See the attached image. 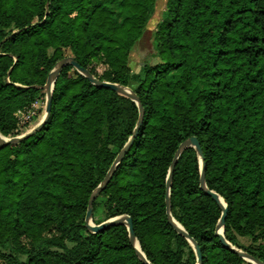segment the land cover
<instances>
[{"label":"trees","instance_id":"obj_1","mask_svg":"<svg viewBox=\"0 0 264 264\" xmlns=\"http://www.w3.org/2000/svg\"><path fill=\"white\" fill-rule=\"evenodd\" d=\"M158 0H0V134L46 97L53 68L72 57L101 82L131 88L144 117L93 204L96 225L132 219L151 264H198L167 215L179 147L196 138L206 182L228 206L225 240L264 263V0H168L154 32L156 63L131 69ZM131 98L60 72L51 115L32 137L0 144V264H145L125 225L87 227L89 200L133 136ZM172 217L201 264H251L223 244L221 206L201 187L197 149L173 173Z\"/></svg>","mask_w":264,"mask_h":264},{"label":"water","instance_id":"obj_2","mask_svg":"<svg viewBox=\"0 0 264 264\" xmlns=\"http://www.w3.org/2000/svg\"><path fill=\"white\" fill-rule=\"evenodd\" d=\"M67 65H72L73 67H75L80 74H82L84 77H86L96 87L111 89L118 94H121V95H124L126 97L131 98L139 106L140 117H139V122L137 124V127L135 129V132H134L133 136L130 138L127 145L124 147V149L118 155L117 159L115 160L111 170L109 171V173L106 176V178L104 179V181L99 185V187L91 195L90 200H89L86 220H87V227L89 228V230L91 232H99V231L104 230V229L111 227V226L125 225L129 229L131 245L134 247L138 257L140 258V260H142L145 264H151L147 260L145 254L141 250L140 244H139V242L135 236L132 219L129 216L115 217V218L107 220L106 222L102 223L101 225H96L94 222V218H93V204H94L95 200L107 188L109 182L112 180L115 171L117 170V168L119 167V165L123 161L124 157L126 156L128 151L130 150L134 140L136 139L138 132H139V129H140L142 122H143V117H144L143 106L141 105L140 99L138 98V96L135 94V92L131 88H129L127 86L119 85V84H112L109 82H101L100 80L95 78L88 70L82 68L75 59H73L72 57L65 58L62 61H60L53 68V70L51 71V73L49 75L48 81H47L46 85L44 86V90L46 91V111H45L44 117L42 118L41 122L37 126H35L33 129H31L29 132H27L21 136H18V137L6 138L0 134V144L3 146H8V145H15V144L21 143L24 140L32 137L35 133H37L39 130L42 129V127L47 123V121L51 115L53 93H54V87H55L56 80H57L60 72ZM189 147L196 148L197 152H198V156H199V160H200V164H201V187H202V189L204 190V192L207 195L211 196L223 209V215H222V217L219 221V224L217 226V235L220 236L221 241L223 242V244L225 246H227L229 249H231L232 251L239 254L247 262H249L251 264H264V263L258 261L257 259L250 257L249 255L242 252L241 250L231 246L225 240L224 229H225V223H226V219H227V215H228V206L221 196H219L216 192L209 190L207 187L206 172H205L206 169H205V164H204L203 152H202L200 143L194 137L185 141L179 147L177 153L175 154V157L173 159L171 167H170V171H169V175H168V179H167V195H166L167 215H168L170 223L173 225V227L181 235H183L184 237H186L190 241V243L192 244V246L194 247V249L197 253L198 264H201L202 257H201V252L199 250V245L197 244V242L193 238H191L189 236L187 231L172 217L171 196H172V186H173V173H174V169H175L182 153ZM136 243L139 244L140 248H138L136 246Z\"/></svg>","mask_w":264,"mask_h":264},{"label":"rangeland","instance_id":"obj_3","mask_svg":"<svg viewBox=\"0 0 264 264\" xmlns=\"http://www.w3.org/2000/svg\"><path fill=\"white\" fill-rule=\"evenodd\" d=\"M167 3H168V0H158L157 1L155 14L152 17V19H151V21L147 27L146 33L144 34L143 38L141 39V41L139 42V44L137 45V47L135 48L133 53L131 54L130 66H131V69L133 70V72L139 71V69L142 67V65L146 62H150V63H156L157 62V60L155 58H153V55L155 54L154 32H155L157 24L162 19L163 13L167 9ZM41 120H42V118L38 122L40 123ZM35 122H37V121H35ZM35 122L33 124H35Z\"/></svg>","mask_w":264,"mask_h":264},{"label":"built area","instance_id":"obj_4","mask_svg":"<svg viewBox=\"0 0 264 264\" xmlns=\"http://www.w3.org/2000/svg\"><path fill=\"white\" fill-rule=\"evenodd\" d=\"M46 111V97L38 99L31 106L20 109L15 116L18 120L19 126L28 129L36 120L44 117Z\"/></svg>","mask_w":264,"mask_h":264},{"label":"bare ground","instance_id":"obj_5","mask_svg":"<svg viewBox=\"0 0 264 264\" xmlns=\"http://www.w3.org/2000/svg\"><path fill=\"white\" fill-rule=\"evenodd\" d=\"M136 246H137L138 248H140L138 243H136Z\"/></svg>","mask_w":264,"mask_h":264}]
</instances>
